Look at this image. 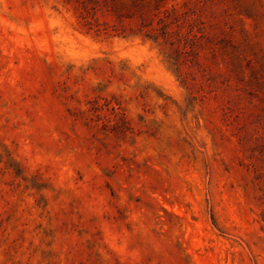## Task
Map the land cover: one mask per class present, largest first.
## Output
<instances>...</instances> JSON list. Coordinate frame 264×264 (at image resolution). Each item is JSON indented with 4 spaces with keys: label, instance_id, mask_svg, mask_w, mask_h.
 Returning a JSON list of instances; mask_svg holds the SVG:
<instances>
[{
    "label": "rangeland",
    "instance_id": "374dc122",
    "mask_svg": "<svg viewBox=\"0 0 264 264\" xmlns=\"http://www.w3.org/2000/svg\"><path fill=\"white\" fill-rule=\"evenodd\" d=\"M0 264H264V0H0Z\"/></svg>",
    "mask_w": 264,
    "mask_h": 264
}]
</instances>
